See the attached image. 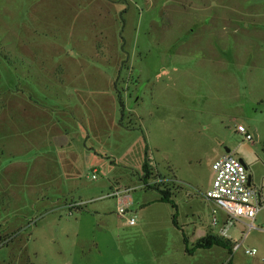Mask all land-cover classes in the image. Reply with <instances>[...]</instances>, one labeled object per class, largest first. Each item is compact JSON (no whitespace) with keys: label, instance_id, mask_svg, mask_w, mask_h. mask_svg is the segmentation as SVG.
I'll list each match as a JSON object with an SVG mask.
<instances>
[{"label":"rangeland","instance_id":"374dc122","mask_svg":"<svg viewBox=\"0 0 264 264\" xmlns=\"http://www.w3.org/2000/svg\"><path fill=\"white\" fill-rule=\"evenodd\" d=\"M225 149L261 190L264 0H0V264H264V208L197 249L199 196L140 188Z\"/></svg>","mask_w":264,"mask_h":264},{"label":"built area","instance_id":"2783aa9c","mask_svg":"<svg viewBox=\"0 0 264 264\" xmlns=\"http://www.w3.org/2000/svg\"><path fill=\"white\" fill-rule=\"evenodd\" d=\"M238 132L245 140L252 141V136L242 125L239 127ZM151 164L152 162L149 159L148 165L150 167ZM246 170L245 165L239 159L232 156L231 153L224 154L210 164L209 186L202 196L206 201L212 202L215 206V209L211 211V226L216 225L217 210H221L227 216V226H232L234 222H247L248 224L244 225L248 226V230L254 229L253 223L257 215L264 208V182L262 183L261 190H257L248 184L249 176ZM156 173L155 170L152 171L150 177H154L155 179L153 178L154 180L151 182L150 178L146 182L147 185H156L161 182ZM92 178L95 179V176L93 175ZM146 184H143L140 188H144L147 186ZM126 211V206L119 202L116 211L117 215L124 217ZM127 223L134 224V218H128ZM242 235L243 238L239 242L234 243L233 250L240 248L246 236L244 233ZM245 254L254 256L256 250H245Z\"/></svg>","mask_w":264,"mask_h":264},{"label":"crops","instance_id":"0c3cea01","mask_svg":"<svg viewBox=\"0 0 264 264\" xmlns=\"http://www.w3.org/2000/svg\"><path fill=\"white\" fill-rule=\"evenodd\" d=\"M225 150L222 153V155L216 154L212 159H210V163H212L214 160L220 158L224 154H227L225 152ZM229 153H230V151H229ZM170 166H171L170 170L172 172V177L171 178L170 177H164L160 173H158V175L160 174L159 178H160V181L162 182V185L165 186V188L166 187L169 188L171 184L172 185H177L178 184L179 186H182V188H184V189L193 191V192H190V193L187 192V193H189L190 196H191V194L194 195L193 193H196V195L199 196V198L201 199V202H202V204L200 205V208L198 209L197 213L202 215L200 217H203V215L206 214V212L209 215H211V211L213 209H215V206H214V204L212 202L206 201L203 198V196H202L203 193H204V188H208V186H209V174H210L209 172H210V169L209 170L206 169V171H203V170L199 171V170H196L194 168V170H195V172H196L198 177L197 176H192V177L187 176L186 177V176H181L180 169H178L177 166H175V165H170ZM248 176L250 178V185L252 186V177L250 175H248ZM153 178L150 179L151 182H152V180L155 179V178L154 179ZM149 186L153 187V185L152 186L149 185ZM170 194H171L170 196H171V200H172L173 193L170 191ZM159 202H160V200H159ZM174 208H176L175 204H174ZM210 217H212V216H210ZM210 219L212 221V218H210ZM216 219H217V222H216L215 226H211V221H210L209 224H207L206 227L199 226V225L196 227V230H197L198 235H199V237L197 239L205 236L208 233L216 234L217 233V231L215 230L216 227L218 228L219 232H221L222 229L227 227V225H226L227 216H226V214L223 211L217 210ZM218 236H221V237H223L225 239H228V238L224 237V235H218Z\"/></svg>","mask_w":264,"mask_h":264},{"label":"trees","instance_id":"16d2710c","mask_svg":"<svg viewBox=\"0 0 264 264\" xmlns=\"http://www.w3.org/2000/svg\"><path fill=\"white\" fill-rule=\"evenodd\" d=\"M146 156V155H145ZM147 159L145 157V161L142 167V182H145L144 184H146L147 179L150 178L152 171L150 170L148 163L146 162ZM147 185V184H146ZM156 186V187H155ZM153 186L155 189L159 190L161 197H160V202L162 203H167L170 204L172 208H174V204L171 200V194L170 191L167 190H160L159 187H157V185ZM150 188V187H148ZM233 245L234 243L229 240V239H225L221 236H218L216 234L213 233H208L205 236L197 239L195 241V247L197 249H204V250H208L212 247H220V248H225V249H233Z\"/></svg>","mask_w":264,"mask_h":264},{"label":"water","instance_id":"95a60500","mask_svg":"<svg viewBox=\"0 0 264 264\" xmlns=\"http://www.w3.org/2000/svg\"><path fill=\"white\" fill-rule=\"evenodd\" d=\"M254 137H255V139L257 138L255 134H254ZM225 152H226V153H229V150L226 149ZM239 160H240V162L243 163V161H242L241 159H239ZM243 164H244V163H243ZM248 184H250V178H249V180H248Z\"/></svg>","mask_w":264,"mask_h":264}]
</instances>
